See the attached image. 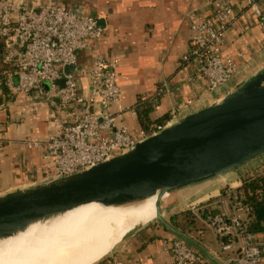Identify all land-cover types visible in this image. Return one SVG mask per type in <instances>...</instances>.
<instances>
[{
  "label": "built area",
  "instance_id": "obj_1",
  "mask_svg": "<svg viewBox=\"0 0 264 264\" xmlns=\"http://www.w3.org/2000/svg\"><path fill=\"white\" fill-rule=\"evenodd\" d=\"M208 2L210 16L190 20L189 47L182 55V60L194 64L188 84L197 87L198 80L204 83L202 93L187 101L191 108L246 71V65L226 53L229 30L235 27L239 12L250 9L264 28V0ZM102 34L98 18L76 7L65 8L52 0H0V55L10 66V71L3 72L0 84L26 97L34 93L45 101L57 99L52 112L57 125L52 132L45 138L23 141L27 149L40 151L46 178L85 169L124 151L162 129L182 111L171 110L164 123L152 125L150 133L141 127H128L122 120L125 110L119 104L115 64L93 53L88 68L78 66V52L91 51ZM242 56L241 50L238 57ZM67 65H73L71 72L64 70ZM80 75L89 79L88 93L77 88ZM58 80H63L62 86L56 83ZM43 83L48 84V89ZM127 110L136 115L135 106ZM64 111L69 112L72 121L57 117ZM251 162L254 163L245 169L237 185L224 182L214 196L187 208L210 228L223 264H264V231L250 229L251 199H263L264 194L260 189L256 192L245 188L261 184L264 156ZM161 246L171 255L173 264L207 262L178 237L163 238ZM109 264L121 262L112 259Z\"/></svg>",
  "mask_w": 264,
  "mask_h": 264
},
{
  "label": "crops",
  "instance_id": "obj_2",
  "mask_svg": "<svg viewBox=\"0 0 264 264\" xmlns=\"http://www.w3.org/2000/svg\"><path fill=\"white\" fill-rule=\"evenodd\" d=\"M28 1L39 3L45 0ZM52 1L65 8L76 7L98 18L103 27L102 37L93 44L91 51L78 52V66L88 68L93 53H100L115 64L119 104L125 110L122 120L128 127H141L139 118L127 110L139 100L151 102L145 114L153 123L162 121L171 110L184 111L178 116L192 110L187 101L202 93L204 83L198 80L197 87L188 84L187 78L193 72L194 64L182 60V55L189 47L191 18L210 16L208 0ZM241 50L243 56L239 58ZM226 53L246 65V71L264 61V28L258 25L250 9L241 10L235 27L229 30ZM5 70L10 71V66L2 70L0 81ZM76 84L82 93L91 90L89 79L84 75L77 78ZM56 104L57 101H45L34 93L30 97L23 96L0 84V193L47 177L40 151L27 149L23 141L30 137L45 138L52 132L57 125L52 114ZM68 111L57 113V117L72 121ZM253 163L249 162L173 205L165 213V218L172 224L173 216L187 211L190 204L214 196L224 182L237 185L242 173ZM181 231L221 261L216 242L215 247H210L194 230ZM166 237L177 236L159 223H151L97 264H109L112 259L121 264H173L171 255L161 246V240ZM204 264L212 263L207 261Z\"/></svg>",
  "mask_w": 264,
  "mask_h": 264
},
{
  "label": "water",
  "instance_id": "obj_3",
  "mask_svg": "<svg viewBox=\"0 0 264 264\" xmlns=\"http://www.w3.org/2000/svg\"><path fill=\"white\" fill-rule=\"evenodd\" d=\"M73 68L67 65L64 70ZM56 83L62 86L63 80ZM43 87L48 89V84ZM262 156L264 61L132 147L85 169L0 193V239L81 205L122 207L155 197L153 218L137 220L92 264L109 258L117 246L154 222L208 262L223 264L164 215L173 205Z\"/></svg>",
  "mask_w": 264,
  "mask_h": 264
},
{
  "label": "bare ground",
  "instance_id": "obj_4",
  "mask_svg": "<svg viewBox=\"0 0 264 264\" xmlns=\"http://www.w3.org/2000/svg\"><path fill=\"white\" fill-rule=\"evenodd\" d=\"M154 201L155 197H150L122 207L90 203L31 224L13 236L0 239V264H92L109 251L137 220L146 222L153 218ZM130 216L138 217L129 224ZM64 218H73L75 222L66 229L53 228ZM98 218L103 221L96 226L76 223Z\"/></svg>",
  "mask_w": 264,
  "mask_h": 264
},
{
  "label": "trees",
  "instance_id": "obj_5",
  "mask_svg": "<svg viewBox=\"0 0 264 264\" xmlns=\"http://www.w3.org/2000/svg\"><path fill=\"white\" fill-rule=\"evenodd\" d=\"M9 64L4 61L0 56V75L2 73V70L7 68ZM150 103L146 100H139L135 104V113L136 116L140 120V126L141 128L146 132L150 133L152 130L153 122L147 120L146 118V112L148 108L150 107ZM168 118L165 117L162 121H159L158 123L162 124L164 121ZM157 123V122H156ZM260 183L256 184L252 183L249 184V186H246V190L251 189L256 192L260 191L264 194V173L260 177ZM251 205H252V211H251V222H250V229L256 232L264 231V198L263 199H251ZM171 222L173 226L181 229V230H188L189 232H192L195 228V222L193 219V215L189 213L188 211H185L183 213H180L179 215L173 216L171 218Z\"/></svg>",
  "mask_w": 264,
  "mask_h": 264
},
{
  "label": "rangeland",
  "instance_id": "obj_6",
  "mask_svg": "<svg viewBox=\"0 0 264 264\" xmlns=\"http://www.w3.org/2000/svg\"><path fill=\"white\" fill-rule=\"evenodd\" d=\"M133 218H135V216H133V217L130 216L128 223H130V221L133 220ZM72 219L73 218L61 219L59 222L55 223L53 228H56L58 230L63 229V228L66 229L67 226L70 227L72 222H75L74 220L72 221ZM193 219H194V222H195L194 233L197 236H199L204 242L209 244L210 247H215V240H214L213 234H212L210 228L208 227V225L205 222H203L202 220L198 219V218L193 217ZM102 221H103V218H98V219H94V220L93 219H87V220H84V221H76V223L77 222H82V224L85 225V226H90V225L96 226L97 223H101ZM118 248H119V246L116 247V249H118Z\"/></svg>",
  "mask_w": 264,
  "mask_h": 264
}]
</instances>
